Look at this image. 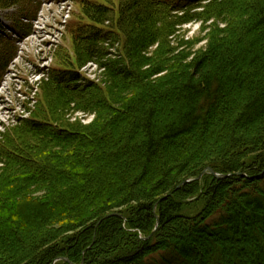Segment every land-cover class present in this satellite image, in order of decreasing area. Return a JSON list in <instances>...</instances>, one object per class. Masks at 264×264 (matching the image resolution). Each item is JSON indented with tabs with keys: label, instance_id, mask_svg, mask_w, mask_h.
Instances as JSON below:
<instances>
[{
	"label": "trees",
	"instance_id": "16d2710c",
	"mask_svg": "<svg viewBox=\"0 0 264 264\" xmlns=\"http://www.w3.org/2000/svg\"><path fill=\"white\" fill-rule=\"evenodd\" d=\"M80 8L0 123V264H264V0Z\"/></svg>",
	"mask_w": 264,
	"mask_h": 264
},
{
	"label": "rangeland",
	"instance_id": "374dc122",
	"mask_svg": "<svg viewBox=\"0 0 264 264\" xmlns=\"http://www.w3.org/2000/svg\"><path fill=\"white\" fill-rule=\"evenodd\" d=\"M81 1L21 0L10 7L0 6V27L4 28L0 31V68H4L0 71V123H5L6 127L16 125L18 117L30 116V113L24 112L28 97L30 100L36 98V101L41 99L40 92L28 95L30 87H36L37 91V83L44 75L48 77L52 68L65 65L62 56H73L74 49L68 31L84 23ZM94 1L108 3L109 0ZM201 28L199 22H192L186 24L182 32L195 38L200 35ZM203 45L205 42L199 43L197 47ZM57 51L60 57L56 56ZM80 73L93 79L99 70L89 64ZM76 117L82 118L85 123L93 120L92 116L83 114H76ZM6 127L0 124V133ZM174 229L175 225H171L170 230Z\"/></svg>",
	"mask_w": 264,
	"mask_h": 264
},
{
	"label": "water",
	"instance_id": "95a60500",
	"mask_svg": "<svg viewBox=\"0 0 264 264\" xmlns=\"http://www.w3.org/2000/svg\"><path fill=\"white\" fill-rule=\"evenodd\" d=\"M210 172L212 173V174H214L215 176H217V177H219V178H221L222 176L221 175H219V174H217V173H215L212 169H210ZM241 174H243V173H241ZM201 176V175H200ZM66 261H68L69 262V260L68 259H66ZM70 263V262H69ZM70 264H72V263H70Z\"/></svg>",
	"mask_w": 264,
	"mask_h": 264
}]
</instances>
